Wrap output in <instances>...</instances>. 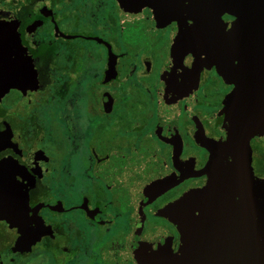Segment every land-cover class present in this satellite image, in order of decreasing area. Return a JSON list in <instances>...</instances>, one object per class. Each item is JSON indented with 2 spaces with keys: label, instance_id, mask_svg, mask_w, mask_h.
I'll return each mask as SVG.
<instances>
[{
  "label": "flooded vegetation",
  "instance_id": "flooded-vegetation-1",
  "mask_svg": "<svg viewBox=\"0 0 264 264\" xmlns=\"http://www.w3.org/2000/svg\"><path fill=\"white\" fill-rule=\"evenodd\" d=\"M165 8L0 0V163L10 182L0 264H142L148 249H177L167 210L206 178L205 140L225 136L235 83L224 59L192 53L163 80L178 25ZM181 14L186 36L227 40L204 46L227 51L228 71L260 61L264 26L214 35L207 9ZM251 148L263 176L264 130Z\"/></svg>",
  "mask_w": 264,
  "mask_h": 264
},
{
  "label": "water",
  "instance_id": "water-1",
  "mask_svg": "<svg viewBox=\"0 0 264 264\" xmlns=\"http://www.w3.org/2000/svg\"><path fill=\"white\" fill-rule=\"evenodd\" d=\"M163 1L178 24L163 80L180 68L185 54L192 53L200 63L224 59L219 69L235 88L224 100L225 136L205 140L209 150L206 178L167 210L180 234L177 249L164 245L148 249L142 264H264V175L253 172L251 148L252 138L264 130V53L256 65L252 61L241 72H230L227 51L216 53L214 46L213 55V49L204 46L227 40H204L200 33L186 36L190 33L185 31L181 14L185 8L197 13L207 9L214 35H227L243 27L262 28L264 0ZM224 13L233 14L235 20L227 24ZM194 21L198 26L199 15ZM9 186L7 171L0 163V218L10 213L5 199Z\"/></svg>",
  "mask_w": 264,
  "mask_h": 264
}]
</instances>
